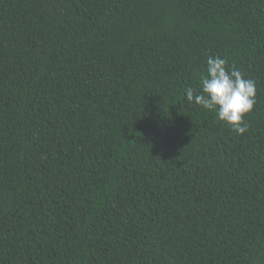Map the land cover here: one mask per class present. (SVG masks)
Segmentation results:
<instances>
[{"label": "trees", "instance_id": "trees-1", "mask_svg": "<svg viewBox=\"0 0 264 264\" xmlns=\"http://www.w3.org/2000/svg\"><path fill=\"white\" fill-rule=\"evenodd\" d=\"M0 264H264V0H0Z\"/></svg>", "mask_w": 264, "mask_h": 264}, {"label": "clouds", "instance_id": "clouds-1", "mask_svg": "<svg viewBox=\"0 0 264 264\" xmlns=\"http://www.w3.org/2000/svg\"><path fill=\"white\" fill-rule=\"evenodd\" d=\"M199 86V91L192 87L185 89L188 102L214 111L216 119L224 122L238 135L248 130L243 117L255 104L254 80L245 78L239 69L229 66L226 59L208 56Z\"/></svg>", "mask_w": 264, "mask_h": 264}]
</instances>
